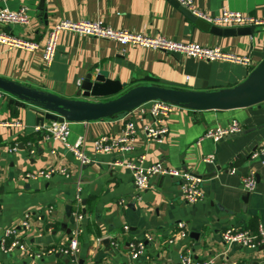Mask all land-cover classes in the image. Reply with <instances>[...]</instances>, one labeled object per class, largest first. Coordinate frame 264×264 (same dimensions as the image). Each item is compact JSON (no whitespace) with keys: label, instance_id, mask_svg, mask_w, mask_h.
<instances>
[{"label":"crops","instance_id":"0c3cea01","mask_svg":"<svg viewBox=\"0 0 264 264\" xmlns=\"http://www.w3.org/2000/svg\"><path fill=\"white\" fill-rule=\"evenodd\" d=\"M194 4L213 17L229 9L264 19V0H194ZM23 7L29 10L30 26L0 24V34L44 46L60 21H100L115 30L219 47L250 56L255 63L250 68L164 51L123 50L114 42L64 33L55 60L47 67L42 50L28 53L0 46V78L65 99L103 101L83 98L81 93L83 79L102 69L110 71L112 79L126 83L125 90L148 85L144 80L150 77L194 91L214 92L239 86L264 61L263 28L252 29L249 36H219L201 30L172 0H0V12H18ZM129 120L138 127L134 151L95 154L94 141L104 135L120 136ZM0 121L24 125L22 130L0 128V239L6 229L17 227L25 213L31 212L33 228L26 241L34 251L64 247L77 224L75 214L85 215L76 261L60 253L32 258L21 252L5 254L0 249V264H180L181 255L189 250L198 262L264 264V244L258 250H247L228 248L222 240L227 228H264V165L252 156L264 148V103L231 111L199 112L178 107L167 120L169 135L162 144L146 140L144 130L154 124V119L140 109L121 119L70 122L68 143L82 141V149L91 160L85 166L60 143L46 140L44 134L35 131L38 114L30 104L11 103L6 94L0 99ZM235 121L243 130L239 135L218 143L208 139L199 143L208 129L229 128ZM51 123L46 120L44 125ZM15 147L17 151H12ZM140 155L147 156L146 165L162 162L197 176L204 199L187 205L181 196L182 182L168 177H153L148 188L139 192L128 169L111 167L116 159L136 160ZM206 158H214V163H206ZM50 168H64L70 177L26 178ZM250 174L255 176L257 187L247 193L243 178ZM180 222L187 226L186 240L177 237ZM146 234H151L154 242L147 243L142 258L132 261L129 244L144 240ZM171 238L175 242L169 245Z\"/></svg>","mask_w":264,"mask_h":264},{"label":"built area","instance_id":"2783aa9c","mask_svg":"<svg viewBox=\"0 0 264 264\" xmlns=\"http://www.w3.org/2000/svg\"><path fill=\"white\" fill-rule=\"evenodd\" d=\"M181 7L189 11L194 17L201 19L211 26L223 29L237 28H263L264 19L245 14L242 12L232 11L229 9L223 10L218 16H209L199 11L194 4V0H175ZM29 10L26 7L21 8L18 12H10L4 10L0 12V24L2 25H22L28 27L31 20L28 14ZM64 33H72L89 38H97L103 41L114 42L123 50L128 47L142 48L146 50L164 51L171 54H180L189 58L208 61V62H231L246 67L253 68L255 63L250 56H240L234 53L224 51L219 47H204L197 43L184 44L169 40L162 36H146L144 34L134 33L128 30H115L112 27L100 21H60L56 23L49 32L47 41L44 46L39 43L28 40L22 37H16L5 33L0 34V46L8 51H25L28 53L43 52V63L47 67H51L56 54L61 35ZM6 95L0 90V99ZM178 107L161 101H154L140 107L143 114H150L154 119L152 126H147L144 130L146 140L150 143L162 144L169 130L167 128V120L176 111ZM0 128L22 130L24 125L18 121H0ZM35 131L44 134L46 140L60 143L64 146L75 159L85 166L91 163L86 152L82 149V141L77 144L70 145L68 139L70 137V122H53L49 126L38 125ZM242 127L238 122H233L229 128L217 126L210 128L200 138L199 143L203 140H212L215 143L222 141L224 138L232 135H237L242 132ZM138 127L134 120H129L120 136L110 137L107 135L101 136L94 141L93 149L95 154L112 155V154H127L134 151V143L137 138ZM12 151H17L15 147ZM254 159H260L264 165V148L259 149L253 155ZM147 156L140 155L136 160L116 159L112 161L111 167L128 169L134 179V184L139 192H144L153 177H168L176 178L182 182L180 186L181 196L187 205H195L204 199L202 189V181L195 175L185 172L173 170L165 166L162 162H155L146 165ZM206 163H214V158H206ZM232 173H236L235 169H231ZM55 174H61L66 178L70 177L68 171L64 168H50L49 170L40 171L34 174H27L29 180L40 178L51 179ZM243 187L247 193L256 190L257 183L253 174L243 178ZM49 213L53 212L50 208ZM76 226L70 233V241L64 247H52L45 250L34 251L27 243V233L33 228V214L25 213L20 224L15 228L6 229L0 239V249L5 254L21 252L28 257L42 258L46 255L62 254L71 261H76L80 253L79 238L82 236L84 229L82 223L85 220V215L75 214ZM129 230L128 227L125 228ZM177 237L181 240H186L189 236L187 226L180 222L177 224ZM223 243L228 247H239L247 250H258L264 244V228L260 225L257 231L250 229H239L235 227L227 228L222 233ZM154 242V237L151 234H146L144 240L129 244L128 255L132 261L142 258L147 250V243ZM175 238L168 241L169 245L174 244ZM118 245L114 243V247ZM214 260L198 262L195 260L191 250L184 252L180 257V264H213ZM237 264V263H234Z\"/></svg>","mask_w":264,"mask_h":264},{"label":"water","instance_id":"95a60500","mask_svg":"<svg viewBox=\"0 0 264 264\" xmlns=\"http://www.w3.org/2000/svg\"><path fill=\"white\" fill-rule=\"evenodd\" d=\"M172 1L180 6L175 0ZM183 10L203 31L226 37L252 34L250 28L223 29L211 26L194 17L186 9ZM144 82L149 84L137 85L125 90L128 85L112 79L110 71L102 69L91 72L81 83V93L86 99H103L98 102L65 99L3 78H0V90L11 97V103L30 104L34 107L38 114V125H44L46 120L81 123L121 119L154 101L199 112L239 110L264 103V61L242 84L220 91H194L185 86L150 77Z\"/></svg>","mask_w":264,"mask_h":264},{"label":"rangeland","instance_id":"374dc122","mask_svg":"<svg viewBox=\"0 0 264 264\" xmlns=\"http://www.w3.org/2000/svg\"><path fill=\"white\" fill-rule=\"evenodd\" d=\"M29 4H32L31 2H29ZM33 5V4H32Z\"/></svg>","mask_w":264,"mask_h":264}]
</instances>
